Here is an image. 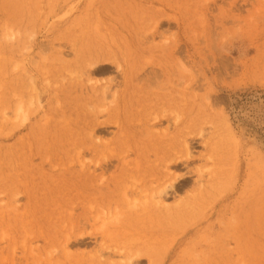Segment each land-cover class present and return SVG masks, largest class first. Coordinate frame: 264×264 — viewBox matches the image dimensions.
Listing matches in <instances>:
<instances>
[{"label": "rangeland", "instance_id": "rangeland-1", "mask_svg": "<svg viewBox=\"0 0 264 264\" xmlns=\"http://www.w3.org/2000/svg\"><path fill=\"white\" fill-rule=\"evenodd\" d=\"M99 50L123 51L140 80L189 62L192 152L188 166L171 167L188 180L148 208L125 200L131 182L111 180L138 153L95 151L101 168L76 146L104 109L91 87L102 94L123 81L114 64L81 69L78 53ZM177 67L167 74L180 95ZM20 101L27 115L17 118ZM181 127L163 121L154 131ZM116 132L97 127L104 143ZM160 156L142 157L155 165ZM202 186L206 199L193 202ZM186 197L185 214L170 216ZM0 264H264V0H0Z\"/></svg>", "mask_w": 264, "mask_h": 264}, {"label": "bare ground", "instance_id": "bare-ground-1", "mask_svg": "<svg viewBox=\"0 0 264 264\" xmlns=\"http://www.w3.org/2000/svg\"><path fill=\"white\" fill-rule=\"evenodd\" d=\"M122 32H125V31H122ZM121 54L122 56H119L117 52L113 50H99L95 54L92 53L91 51H89V54H86L84 51H80L78 53L77 62L80 64L81 69L84 70L86 73H91L93 70L91 66L98 64L100 62H104V66L105 65L108 66L107 64L109 65L114 64L116 65V68L118 69V71L122 73L121 77H123V81L122 82L116 81V84L114 85V87H112L111 85L106 86L104 90L102 91V94L97 93L98 87L96 85H93L91 87V90L95 91L96 93L91 97L90 102L93 103L96 107H103L104 109H102L99 112L96 111L97 120H95L94 122H90V121L85 122V125L91 129V133L90 134L85 133V135L81 136L79 140L76 141V146L78 148H82L83 150L89 151L91 155L93 156H94L93 152L95 151L100 152V153H106V150H104L103 148H109V149L111 148V150L113 151L111 152V154L114 153V155H112L111 157H117L118 159H120L119 157L120 152L125 153V154L129 153L130 151L136 154L138 153V158L136 160H133V161L125 160L126 162L123 163L124 168L121 170L120 174L115 175L114 177H112L111 180L112 182H114L116 186H122L128 182H131L130 187L129 186L125 187V193H124L125 200L128 202H132L134 206L148 208L149 205L152 206L155 203H161L164 200V196L166 197V195L170 193L171 191L174 192L175 189L177 190L178 188H180L182 184L188 180L187 179L188 177H185L183 174L177 175L174 172H171V169H172L171 167L179 166L180 164L188 166L189 156H191V152H192L191 149L189 151V142H188L189 122L184 117L185 110L189 104V82H188L189 75L187 73V70L189 68L188 67L189 62L187 59L182 60L181 62H178L179 63L178 65L182 69L180 71L181 75L180 77H178V80L182 84V90L180 91V95H179L176 93V90L174 88L175 87L174 85L176 82L175 78L171 77L170 74H167V73H170V71H173V69L178 66V65L176 66V63L167 62L165 64H159L158 67H159L160 72H158L155 67H152L150 71L145 74L146 78L140 80L139 79L140 74H139L138 67L135 64H132L128 61L123 51L121 52ZM162 70L164 73H166L165 80L163 81H161L162 80L161 79ZM90 79L92 78L90 77ZM136 80L138 81L140 80V81L138 84L135 85ZM121 85H124V89L120 90L119 87ZM216 93H218V91ZM107 95H111L113 97L112 98L113 102L111 104H109L106 101L108 99ZM31 97H36V96L33 95ZM129 104L138 105V106L128 107ZM25 107H26L25 103L23 101H20L16 109L17 118L21 117L22 114L27 115V110L25 109ZM176 110L178 111V113H177V116L174 117L173 113ZM100 113H103L105 115V119L103 121H98V117H99L98 114ZM163 121H171L174 127L177 126L178 124H182V127L180 128V130L178 129V132L175 135H171L169 133L168 128L163 133L154 131V128L162 124ZM221 122H220V125L223 124ZM103 125H112L117 128V132H116L117 138L114 141L111 140V142L104 143L101 137L97 136V127H101ZM144 141H148L149 146H146V145L139 146L138 143L140 142L144 143ZM149 149H153L155 153L161 155L160 157H158L159 160L157 164L155 165H145V162H144L145 159H143L142 156L143 155L145 156V153H147ZM94 157L96 158V163H97L99 159L97 156H94ZM109 157H107L108 162H110V159H111ZM98 162H99L98 165L101 168H104V164H105L104 161L99 160ZM90 166L91 165L89 163L85 162V160H82L81 162L82 169L89 168ZM228 167H231V166H228ZM237 167L235 166L233 170L235 171V168ZM216 182L217 181L215 180V183ZM203 186H206V185L204 184ZM102 187L103 185H100L97 188H102ZM202 187L199 190V192H196L198 194L195 193L193 194V196H191V198L193 199V202L197 203L199 200L204 201L206 199L207 195L205 193L204 187L203 188ZM211 188H213V186ZM21 193L23 192L21 191ZM188 203H189V197L182 199L181 201L176 203L177 208L174 209V211H171L169 215L176 216L177 218L182 217L185 214L183 213L184 208L189 207L187 206ZM148 212L149 211L141 212L139 208L137 209V216L138 217L145 216L148 214ZM141 246L142 247L140 249L138 248L137 251H136L137 248L135 249V247H133L135 249V252L137 253V256H142V255H138V253H142L143 250L146 249V248L143 249V245ZM145 252L146 254H148V256L149 255L151 256V253H153V249H147V251Z\"/></svg>", "mask_w": 264, "mask_h": 264}]
</instances>
